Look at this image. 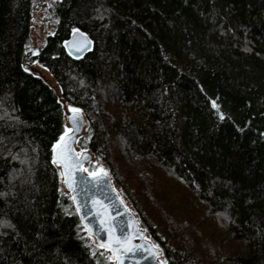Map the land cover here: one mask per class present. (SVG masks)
Segmentation results:
<instances>
[{"label":"trees","instance_id":"16d2710c","mask_svg":"<svg viewBox=\"0 0 264 264\" xmlns=\"http://www.w3.org/2000/svg\"><path fill=\"white\" fill-rule=\"evenodd\" d=\"M37 4L0 0V264L109 263L52 163L64 103L87 172L165 264H264V0H44L54 32L30 54ZM74 30L94 43L81 59Z\"/></svg>","mask_w":264,"mask_h":264},{"label":"water","instance_id":"95a60500","mask_svg":"<svg viewBox=\"0 0 264 264\" xmlns=\"http://www.w3.org/2000/svg\"><path fill=\"white\" fill-rule=\"evenodd\" d=\"M93 48L94 43L91 38L81 31H75L65 43L66 52L73 59L83 58L91 53ZM29 52L38 54L40 50L31 49ZM66 116L70 132L63 136V141L60 139L55 144L53 156L63 150L69 158V162L73 165L71 169L73 188H70L68 183L65 182L68 180L67 175H63L62 179L65 190L72 194V197H76L74 201L76 209L77 203L80 205L77 213L82 225L87 224L93 230L92 237L96 240L98 246L101 239H108L109 235L121 239L128 238L130 243L127 247L131 249L130 251L115 254L108 251L116 264H120L121 260L123 264H164L160 260L159 250L148 240L147 234L141 229L136 215L126 206L120 194L115 190L110 175L105 171L85 172L84 166L92 161L93 155L85 151L79 156L76 150L78 138L85 129L83 114L80 111L68 112ZM73 116L78 118L75 124L72 120ZM75 161L80 162L78 166L75 165ZM56 165L60 168V172L64 173V167L59 163ZM97 212L105 213L103 218L106 226L111 230L110 233L101 231L100 218L97 216ZM81 217H84V219L82 220ZM115 256H119L120 259H115Z\"/></svg>","mask_w":264,"mask_h":264},{"label":"rangeland","instance_id":"374dc122","mask_svg":"<svg viewBox=\"0 0 264 264\" xmlns=\"http://www.w3.org/2000/svg\"><path fill=\"white\" fill-rule=\"evenodd\" d=\"M51 1H56V0H51ZM43 2H44V0H37L38 4L36 6L35 13H34V18H33V22H32L31 45L29 46V51L31 49H36V48L38 49V48H41L42 46H44L45 43H46L47 37L54 32V20L51 19L47 15V11L45 10V7L43 6ZM31 66H32L31 67L32 70L34 72L38 73L39 75H41L55 89V91L60 96L61 91H60V88L58 86V83L51 76V74L46 69L42 68L37 62L31 64ZM64 107H65V110H66V114L68 112H72L71 109H77L73 105H70V104H67V103H64ZM69 132H70V128L68 126L67 133H69ZM76 150H77V154L79 156H81L83 151L80 148H78L77 146H76ZM90 163H92L94 165H97L98 161L93 156L92 161ZM89 164L84 166V170H86L85 172H87V168H88ZM103 171H105V170H103ZM112 182H113V180H112ZM113 185H114L115 190H117V192L120 194L121 198L125 202L126 206L129 209H131L127 199L123 196V194H121L119 188L114 183H113ZM71 196H72V194H71ZM185 236L189 237V234L188 235L186 234ZM91 239L95 243V245H97L96 240L93 237ZM189 239H190V237H189ZM109 258L110 259H109V263L108 264H116L115 260L112 258L111 255H110ZM162 261H163V259H162Z\"/></svg>","mask_w":264,"mask_h":264},{"label":"snow or ice","instance_id":"6c2138e0","mask_svg":"<svg viewBox=\"0 0 264 264\" xmlns=\"http://www.w3.org/2000/svg\"><path fill=\"white\" fill-rule=\"evenodd\" d=\"M77 50H80V49H77ZM25 70L27 71V69H25ZM213 107H215V103H213ZM71 111L72 112H79L80 110L79 109H71ZM77 119L78 118L75 116L72 117L74 124L77 123ZM221 119H223V116H221ZM63 140H64V137H61V141H63ZM69 151H71V150L69 149ZM54 152H55V149H54ZM85 159H87V157H85ZM52 163L53 164L59 163L64 167L65 171H64V173H61V175L62 176L67 175L68 176V180L65 182L68 183V186L70 188H73V183L71 181V177H72L71 169H72L73 165L69 162V158L67 157L66 153L62 150L60 153L56 154V156H54V158L52 160ZM79 163H80L79 161H75L76 166H78ZM104 174L106 175V173H104ZM0 195H6V194L0 193ZM72 199L75 201L76 197H72ZM94 206H95V202H94ZM101 207H103V206H101ZM79 209H80V205H79V203H77V211H79ZM104 215H105L104 212H97V216L100 218L99 222L101 225V231L106 232V233H110L111 230L106 226L105 220L103 218ZM81 219L83 220L84 217H81ZM8 226L11 227V225H8ZM84 228H85V231L88 233V237L91 238L93 236V230L90 227H88L87 224L84 225ZM129 243H130V241L128 240L127 237L121 239L120 237L109 235L108 239H103V238L101 239L99 247L104 248L107 251L115 254V253L130 251L131 249L127 247V245ZM93 255H95V252H93ZM115 259L119 260L120 257L115 256ZM120 264H123L122 260L120 261Z\"/></svg>","mask_w":264,"mask_h":264},{"label":"bare ground","instance_id":"6f19581e","mask_svg":"<svg viewBox=\"0 0 264 264\" xmlns=\"http://www.w3.org/2000/svg\"><path fill=\"white\" fill-rule=\"evenodd\" d=\"M30 53V52H29ZM30 54H32V53H30ZM138 220V219H137ZM139 223V222H138ZM140 225V224H139ZM144 231V230H143Z\"/></svg>","mask_w":264,"mask_h":264}]
</instances>
